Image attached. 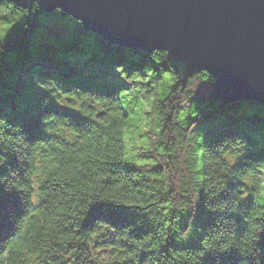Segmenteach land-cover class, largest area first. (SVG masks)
Returning <instances> with one entry per match:
<instances>
[{
    "label": "trees",
    "instance_id": "obj_1",
    "mask_svg": "<svg viewBox=\"0 0 264 264\" xmlns=\"http://www.w3.org/2000/svg\"><path fill=\"white\" fill-rule=\"evenodd\" d=\"M0 37V264H264L263 104L37 3Z\"/></svg>",
    "mask_w": 264,
    "mask_h": 264
},
{
    "label": "water",
    "instance_id": "obj_2",
    "mask_svg": "<svg viewBox=\"0 0 264 264\" xmlns=\"http://www.w3.org/2000/svg\"><path fill=\"white\" fill-rule=\"evenodd\" d=\"M60 9L109 44L166 52L184 81L202 71L208 97L264 105V0H7Z\"/></svg>",
    "mask_w": 264,
    "mask_h": 264
},
{
    "label": "rangeland",
    "instance_id": "obj_3",
    "mask_svg": "<svg viewBox=\"0 0 264 264\" xmlns=\"http://www.w3.org/2000/svg\"><path fill=\"white\" fill-rule=\"evenodd\" d=\"M48 24V26H50L51 28H49V29H46L45 31H44V34H48V33H53L55 30H57V27H55V26H53L51 23H47ZM198 86H197V88H198V90L201 92V93H209L210 92V90H211V87L208 89V88H203V85L202 84H197ZM146 107V106H145ZM137 110H139V108L137 107ZM145 114V113H144ZM130 117H134L135 119L138 117V113L135 111V115H133V114H131L130 115ZM136 123H138L137 121H136ZM130 135V134H129ZM129 135H128V137H129ZM131 138H135L134 139V141H135V143H133V144H137L136 142H137V136H134V137H131ZM126 142H127V140H126ZM130 141L128 140V143H129ZM130 146H131V144H130ZM130 148H133V146H131ZM136 162L138 163V164H147L148 166H150V167H153V166H156V165H158L159 164V161H157L156 159H154V158H151V157H143V156H138V157H136ZM262 165H264V162L262 163ZM263 169H264V166H263ZM263 174H264V170H263ZM262 187H261V189H260V191L257 193V194H255V198H256V200L260 203V204H264V181L262 182V185H261Z\"/></svg>",
    "mask_w": 264,
    "mask_h": 264
},
{
    "label": "clouds",
    "instance_id": "obj_4",
    "mask_svg": "<svg viewBox=\"0 0 264 264\" xmlns=\"http://www.w3.org/2000/svg\"><path fill=\"white\" fill-rule=\"evenodd\" d=\"M0 38H2V37H0Z\"/></svg>",
    "mask_w": 264,
    "mask_h": 264
}]
</instances>
